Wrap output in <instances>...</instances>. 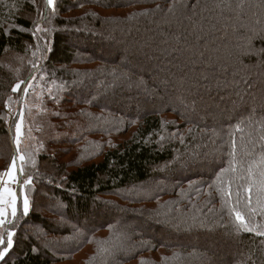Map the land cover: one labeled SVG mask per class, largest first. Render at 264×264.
<instances>
[{"label":"trees","instance_id":"trees-1","mask_svg":"<svg viewBox=\"0 0 264 264\" xmlns=\"http://www.w3.org/2000/svg\"><path fill=\"white\" fill-rule=\"evenodd\" d=\"M34 78L0 264H264V0H0V173Z\"/></svg>","mask_w":264,"mask_h":264},{"label":"rangeland","instance_id":"rangeland-1","mask_svg":"<svg viewBox=\"0 0 264 264\" xmlns=\"http://www.w3.org/2000/svg\"><path fill=\"white\" fill-rule=\"evenodd\" d=\"M9 59L13 58V55L8 57ZM7 58V59H8ZM77 86L82 87L83 85L76 81ZM49 85L44 80H38L36 78L32 79L29 82L30 86V91L28 97L24 100L23 102V108L26 109L25 112L24 109L20 112L15 125H14V139H13V144H14V152L15 156L13 159H11L9 165L7 166L6 171L3 173H0V190L3 188L7 187L11 191H14L17 195V202L19 199L21 200V203L23 201V196H24V186L18 185V170L20 167V164L23 162L19 159L20 156H28L32 157L34 153L37 151H46L49 148H51L50 145H52L53 140L55 139L54 134H41V131L46 127L48 120L50 119L49 116H47L44 113L37 112L40 106V102H42L43 95L40 94L39 88L41 86ZM90 85V83H88ZM90 86H95V85H90ZM103 84L99 83L97 84V87L94 89L100 90L103 88ZM38 88V90L36 89ZM61 110H59L60 112ZM51 120V119H50ZM17 125L20 126V133L19 136L17 134ZM4 146L6 147V140L4 142H0V150H4ZM43 146V148H42ZM15 159L16 163V168L13 169V174L15 179L10 181L9 177L7 175V172L9 170V166L12 164L13 160ZM46 179H49L50 182L52 183L53 181L59 179L55 177V172H46L45 173ZM48 196H53V193L50 191H45L44 192ZM57 197V196H56ZM3 198L5 203L3 205H0V207H3L6 209L7 216H6V223L9 222L13 217L11 216V207H10V197L8 196L7 193H3ZM58 198V197H57ZM58 202V199L56 200V203ZM23 207V204H22ZM17 208V204H16ZM3 224V225H4ZM2 225V226H3ZM0 226V228L2 227Z\"/></svg>","mask_w":264,"mask_h":264},{"label":"snow or ice","instance_id":"snow-or-ice-1","mask_svg":"<svg viewBox=\"0 0 264 264\" xmlns=\"http://www.w3.org/2000/svg\"><path fill=\"white\" fill-rule=\"evenodd\" d=\"M46 4L48 7H51L53 11H55V0H46ZM37 30H40L39 25H37ZM19 89H20V84H17L12 90L15 92ZM19 133H20V126L17 125L18 136H19ZM19 159L22 161L24 157L20 156ZM16 167L17 166H16L15 159H14L12 164L9 166V170L7 172V175L10 181L15 179L14 174H13V169H15ZM20 171L22 172L23 169L21 168ZM31 183H32L31 179H26L24 181V184H31ZM3 193H7L8 196L11 198L10 199L11 216L15 218L16 213H17V208H16L17 195L14 191H11L7 187L3 188L2 190H0V205H3L5 203L4 198H3ZM22 204H23V215L27 216L29 213V209H30V202H29L27 195L23 196ZM6 216H7L6 209H4L3 207H0V226H2L6 222ZM236 220L240 221L241 226L244 227L247 231L253 230L247 227V225L244 223L243 217L240 215L239 212H236ZM15 234L16 233L14 231H8L6 234V238L4 235H0V261H3L5 257L8 255L9 251L13 248V245H14L13 238ZM259 234H264V233H259Z\"/></svg>","mask_w":264,"mask_h":264}]
</instances>
